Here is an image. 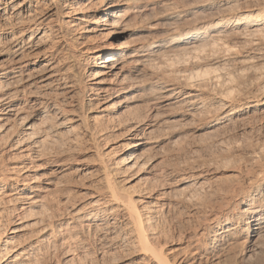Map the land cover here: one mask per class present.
Returning <instances> with one entry per match:
<instances>
[{"label":"bare ground","instance_id":"6f19581e","mask_svg":"<svg viewBox=\"0 0 264 264\" xmlns=\"http://www.w3.org/2000/svg\"><path fill=\"white\" fill-rule=\"evenodd\" d=\"M171 1L172 0H0V134L5 132L6 130H7V132H9L11 130L12 126L10 129L6 127L7 126L6 122H9V120H11L10 118L19 117L18 118L19 121L21 119L23 120L26 118L25 120L21 121V123H20L21 126H19V127H22V131L24 132V134H23L24 137L20 140L17 139L18 141H16L14 143V145L16 144L15 146H19L21 148L20 151H22V153H23L22 155H25V157H28L30 159L32 158L35 161L36 160H44L46 162L47 166H45V167L43 166V168L45 171L48 170V172L46 174L43 173L44 177L43 178L41 177L42 179L40 181H38L39 178H36V180L32 181L30 179L31 182H29L30 180L28 182H26L27 179L23 178L24 179L23 180L21 178L22 180H20L21 174L17 175V174H19L18 170H15L12 167H9V169H6L8 166L7 167L2 166V164L0 163L1 164L0 165V192L3 191L2 193H0V264H48L49 258L52 255V252L55 250H57V253L59 252L58 253L59 264H65L66 263L65 262L66 254H67V251H66L67 248L66 247H67V243H68L67 236L69 234L68 232L70 231L68 228L70 226H71V229L74 227H77L75 225H77L78 223H82L83 220H86L87 218H88L87 220H89V217H91V218L95 217L99 213H101V214L103 213V215L104 214L105 215L110 214L112 216L116 215L117 213H119V214L123 213L124 215H126V220L128 222H130V224L132 225L133 230H131V231H133V233L136 234V238H137L136 242L139 244H142V245H143V243L146 244V245L144 244L143 246L141 245V247H143V248H141V247L140 248L143 251L145 250V252H148L149 255L151 254V256H150L151 259L150 258L149 259L152 260V264H264V261H263L264 260V171L260 172L261 175H259V177L255 178V180H253L252 183L250 182L249 186L247 188L245 187L246 189L244 191H242L241 187L238 186L241 189V191H239V194L234 193L236 196H234L231 199V202H228L230 200L229 199L226 202V203H228V205L227 206L225 205V207H223L224 208L223 210H220V208H221L220 207L217 215L210 222L208 221L209 222L208 228H210V227L212 228V226H215V227L219 226V228H218L219 231L215 230L216 232L214 235H209L206 238L203 237L200 240L197 239V241H195V242L193 241V243L191 245L189 244V246H187V247H190V250L189 251L186 250V251L189 252L188 254H190V259H187L188 256L187 257H185V256L179 257L180 253L175 255V256L170 255V257H168V255H166V253H164L162 251L163 249L160 248L162 246L159 245L160 249H157L158 246L157 247L155 246V248L153 247L154 245L153 246L150 245L152 247L148 246V242L151 241V240H149L150 237L149 238H148V236L146 237L149 240V241L147 240L148 242H146L144 239L145 237H143V235L150 234L151 230L149 231V233H147L148 231H145V232L143 231L144 226H145L144 223H147V222L143 223L144 218L143 219L141 218L143 216V214H140L141 212L139 213V209L136 205V200H133V198H131V196H129L130 193L128 191H127L128 192V196H127L126 191L122 192V191H119L118 189L114 188L115 186H117V184L115 185V183H114V185H115L114 187L112 185V183L114 182V181L112 182V180L115 178L114 176H116V175H114V176L112 175V171H113L112 169H114V171H115V167L117 169L119 167H121V169L124 170V172H122V174L127 175L128 172L129 171L131 172V170H133L134 168H139V169L142 168L140 170L143 172V168L145 167V165L146 166L148 165V161L150 159L153 160V158H150L149 160H147V158H148L147 155L151 152L152 147H150V152L148 154L146 153V151H147L146 148L154 145L155 141H152L151 140L152 138H149L150 134L147 133L148 128H146V125H143V123L137 124L134 122V124L132 126L130 125L131 126V129H130L131 135L135 136L134 139L136 141L134 143L130 144L128 147L126 146L128 149L126 148L125 153H123L120 158H117L115 160V162L113 163V165L109 166L110 163H108V161L105 159V157H106L105 155H108V154H104V159L106 160L108 165L106 164V162L105 163L101 162L102 163L101 168H103V171L105 172V174H104L105 176H103V178L105 177L104 180L107 182L105 184H107L106 186L108 187V190L110 191L109 192L107 190L109 192V202H107L105 204L104 203L98 204V206L101 205L100 207L93 205L92 207H90L91 210L89 212H86V213H84L83 211H78L77 213H75L73 215V217L71 214V217H72L71 221L72 222L67 221V218H68L67 217V211L64 210V207H66V206H64L63 208L61 207V205H64L65 203L62 202V204L60 203L61 205L57 204V208H53V207H55L53 205L54 202L56 203L59 201V200H54L51 197V194L54 192V191L52 192V190L58 186V183L55 182L56 170L52 171V169H50V167H52L51 165L48 167V165L51 163H48L47 161L50 159L51 156L48 153H44L45 152L44 150L46 148L44 150H42L43 140L45 141V139L39 140L37 137L33 138L32 136L35 133V130H36L35 128L37 126V125H35V121L38 122L41 118L43 119V117L45 118V117L49 116L50 114H53V116H55L56 118L57 117L60 118L61 116H64L67 113L66 111H68V110L64 109V107H63L64 105H63V102H62L60 97L64 96L66 93H67V95L75 93V90H77V88H79L81 90V86L83 85V84L81 85V79L83 81V78L85 79V77H83V78L80 77L81 79H79V76H82V74H84L86 77L89 78L87 85L84 84V86L82 88H84V91H83L84 94H86L88 92L87 97L90 101L95 100V101H99V102H106V101L112 102L113 98L121 96L122 94L138 93L144 87L156 85V86H161V87H160V89L158 88L159 90H156L155 92L152 90L150 91V93H152L151 94L152 96L151 95H149V96H151L152 98L150 97L151 102L149 104L153 103L154 105L162 107V104L166 103L165 105H163L164 108H165V106H171L173 104H180L181 106L185 107L187 116H190L192 118L193 116L196 115V113H198L201 110L202 106H204L205 99H204L203 93L206 90V81H207L206 79L208 77H212L213 76L212 74L215 71H213V73L211 74L212 76H210V74H207V73H210V71L206 72L208 70V68H207V70H206V68H203L204 70H206V71L202 70V71H204V74H203V72L200 73L201 69L197 70L199 72H197V71L194 72V69L197 67L184 70L181 72V76L185 77V79H187V83L184 85H180V83L179 84L174 83L173 82L174 80L170 81V77H169V81L168 80L164 81L163 76L161 75V73H163V72H161L159 74V70H160L159 68H162L164 66H166L165 68H167L168 66L172 68V66L175 65L174 62H172V60H171L172 57H175V55H178V54H188V53L191 54L192 52L196 51L199 48V46H200L199 42L203 38H207L210 36L212 37V41L215 42V43H213V42H211V43L216 44V45L218 44L222 50L233 51V48L230 47L228 45V43L226 44L224 42L225 39L223 40V37L225 36L224 34H225V32H227V30H229L232 27H236L238 25L244 24V23H247L250 26H258V27L260 25H262V26L264 25V10L261 9V11H259V13L258 12L256 13L257 7H255L252 9L239 11L238 13H235V14L226 15L224 17L211 18V19H208L206 21L199 22V23H195V24L193 23L194 25L190 26V27H185V28L180 29V27L177 28V27H174L175 26L174 25L172 28L165 30L163 34H160V36L157 34L158 37L156 36L152 40H149V41L145 40L144 42H143V40H141V42H139V43L138 42L133 43L132 42L133 39L131 40V38H132V36H134L136 34V30H130V28L127 27L128 26L127 23H129V21H130L129 19H131L132 16L144 15V13L147 12L148 8L152 4L153 5L156 4V6L158 5L159 7H162V6L165 7V6H168L169 4H171ZM174 2H175V0H174ZM176 5H177V3H176ZM262 7H264V6H262ZM165 8H167V7H165ZM166 14H168V13H166ZM171 16L176 17L172 14H171ZM169 26L167 25V27H169ZM262 26H261V29L264 27V26L263 27ZM258 29L259 28H257V30ZM231 33H229V34L231 35ZM242 37L244 38V36H242ZM3 38L4 39L6 38V40L4 42L2 41ZM137 38L138 37H136V39ZM228 38H229V35H228ZM136 39L134 37L135 42L138 41ZM209 40H211V39H209ZM251 42L249 43L250 45H251ZM203 43L205 44L206 41ZM203 43H201V44H203ZM262 43H263V41L261 42L259 39V41H254L252 43V46L258 47V48H256L258 50ZM207 45H209V44H207ZM263 47L264 46H262V48ZM202 48H204V47H202ZM210 49H212V48H210ZM204 50L205 49H203L202 51H204ZM234 50H236V48ZM259 50L257 51V53L259 52ZM212 53L214 54V52H212ZM219 54H221V52ZM232 54H233V52H232ZM32 55H35V57L37 58V60L39 62L40 61L44 62L42 69H40V71L35 72V73L30 71V66L32 65V61H30V57ZM214 56H216V55H214ZM217 56H219V55H217ZM195 57H196V55H195ZM198 57H200V56H198ZM257 57H259V56L257 55ZM210 59L212 61V64L223 60V59L219 60V59H221L220 57H219V59L217 57L210 58ZM253 59H255V58H252L251 60L253 61ZM173 60L175 61V59H173ZM38 61H36V62H38ZM189 62L190 61L188 60V62H187L188 64L185 63L186 67H187V65H189ZM239 62H240V60H239ZM255 62H253V65ZM170 64L171 65L174 64V65L171 66ZM190 64H191V62H190ZM209 64H211V63H209ZM249 64H251V63H249ZM175 66H177V65H175ZM233 66H234V64H233ZM169 67H168V69H169ZM192 67H194V66H192ZM200 67L202 68V66H200ZM198 68H199V66H198ZM213 69L214 68L212 67V70ZM161 70L163 71V69H161ZM174 70H176V69H174ZM210 70H211V68H210ZM252 70H253V68H252ZM169 71H166L169 73L168 75L163 73L164 78H165V75H167V76L172 75L173 76L174 72H171V71L169 72ZM81 72H82V74H81ZM176 74H174V76ZM200 74H202V75H200ZM205 74H206V76H205ZM177 75H180V73ZM207 75H209V76H207ZM225 75H224V79H225ZM227 75H228V73H227ZM195 76H197V77H195ZM220 77H221V74H220ZM229 77H231V76H229ZM143 78L144 79L148 78L149 80L148 79L143 80ZM193 78H196V79H193ZM215 78H217V77H215ZM175 79H177V78H175ZM142 80L144 82L146 80H148V81L141 84ZM217 81L219 82V80H217ZM151 89H154V88H151ZM215 90H217V89H215ZM214 92H216V91H214ZM76 94H78V92ZM147 94H148V92H147ZM149 96H147V97H149ZM79 98H81V97H79ZM84 99H85V97H84ZM257 99H258V97H257ZM129 100L130 99L126 98L125 101L124 100H122V101H123V103H126ZM137 100H139V99H137ZM258 100H263L262 102L264 104V94L261 98L259 96ZM82 101H83V99H82ZM119 102L116 103L113 101V103L110 106H108L106 109L104 107V110H113V109L117 110L118 108L121 107V105H120L121 102L120 103ZM224 103H227V104L224 105L225 107L223 106L224 109L222 108L223 111L221 112L220 116H221V119L224 120V122H225V121L231 120L233 114H235V113L232 112L233 109H230V108H232V107H230V106H232V104H229L225 99H224ZM118 104L120 106H118ZM83 105H84V103H83ZM20 106H22V107H20ZM24 106H26V107H24ZM166 109H168V108H166ZM25 111H27V113H26L27 117H24V118L20 117L23 114V112L25 113ZM184 115H185V113H184ZM196 116H198V115H196ZM97 118L101 119V117H97ZM112 118H114V117H112ZM53 120H55V119H53ZM153 120H154V118H153ZM87 121L85 120V122H87ZM111 121H112V119H111ZM114 121H112V123ZM48 122H49V120H48ZM125 123H127V122H125ZM108 124H109V122H108ZM42 125H44V124H42ZM86 125H88V124H86ZM53 127H54V125H53ZM14 128L17 129L16 127H14ZM86 128H88V126H86ZM89 128L91 129V127H89ZM103 128H105V127H103ZM8 129H9V131H8ZM51 129L52 128H50V130ZM78 129H79V127H78ZM96 131L98 132V130H96ZM96 131H95V134H97ZM48 132H50V131H48ZM102 132L103 131H101L99 134H97V136L101 135ZM149 132H151V130ZM124 133H122V134H124ZM48 136H50V135H48ZM97 136H95V138ZM155 136H156V133H155ZM2 137H0L1 143L3 141ZM59 138H60V136H59ZM8 139H10V138H8ZM53 139L55 140L54 136H53ZM116 139H118V138H116ZM4 142H5V140H4ZM97 142H98V140H97ZM53 144H55V143H53ZM1 146H0V148H2ZM60 146H62V145H60ZM14 149H16V148L14 147ZM103 149H104V147H103ZM159 150H160V148H159ZM46 151H47V149H46ZM144 151L147 155L144 154ZM84 152H86V151L84 150ZM99 152H100V150H99ZM99 152H96V153H99ZM108 153H109V151H108ZM110 153L112 154V151ZM102 154H103V152H102ZM113 154H116V153L113 152ZM151 155H152V153H151ZM98 156H100V155H98ZM108 156H110V155H108ZM112 156L113 155H111V157ZM115 156H113V157H115ZM262 156H263V153H262ZM262 156L259 159H261V158L264 159L263 158L264 156L263 157ZM22 157H24V156H22ZM74 157H72L73 160H74ZM17 158H19V157H17ZM102 159H103V157L101 156L100 161ZM259 159L257 161H259ZM51 160H52V158H51ZM63 163H65V162H63ZM67 163H68V161H67ZM101 163H100V165H101ZM262 163H263V160H262ZM162 164H164V162ZM155 169H153V170H155ZM158 169L159 168H157V170ZM99 170H100V168H99ZM125 171H127V172H125ZM148 171H150V169H148ZM137 172H138V174H140V172L138 170H137ZM137 172H136V174H137ZM173 172H174V170H173ZM11 174H15L14 177ZM96 174H97V172H96ZM102 174H103V172H102ZM114 174H115V172H114ZM120 174H121V171L119 172L118 175H120ZM134 174H135V172H134ZM97 175H99V174H97ZM133 176L134 175H132V177ZM111 177H113V178H111ZM162 177H165V176H162ZM166 177H167V175H166ZM87 178H89V177H87ZM151 179L154 180L155 178L152 177ZM151 179H149V180H151ZM116 180H117V178H116ZM146 180L149 181L148 179H146ZM140 181H142V180L140 179ZM155 181L156 180H154V182ZM250 181H251V179H250ZM149 182H145V183L149 184ZM143 183H144V181H143ZM160 183H161V180H160ZM75 184H76V182H75ZM139 184L142 185L141 183H139ZM151 184L152 183H150V186H151ZM153 184L156 185L157 182H155ZM158 184H157V186H158ZM13 185L16 186V190H15L16 192L15 193H11V188H13L12 187ZM124 185H126V183ZM155 185H154V187H155ZM161 185L159 187H161ZM136 186H138V185H136ZM157 186L155 188H158ZM58 187H60V186H58ZM154 187L149 188V186H148V188L150 190H151V188L153 189ZM191 187H193V186H191ZM201 187H202V185H201ZM128 188H129V186H128ZM130 188H131V186H130ZM135 189H136V187H135ZM135 189H133V190L135 191ZM144 189H145V187H144ZM161 189H162V187H161ZM60 190H62V189H60ZM138 190L140 191V189H138ZM153 190H154L153 192L156 191L155 189H153ZM181 190H183V189H181ZM217 190H219V189H217ZM63 191H65V190H63ZM68 191H69V189H68ZM94 191H96V190H94ZM134 191H133V193H135ZM179 191H180V189H179ZM233 191H235V190H233ZM25 192H29L28 196H25V197L21 196ZM98 192H100V191H98ZM98 192H97V194H98ZM151 192H152V190H151ZM69 193H68V195H69ZM131 193H132V190H131ZM136 193H137V191H136ZM141 194H142V192H141ZM143 194H144V192H143ZM173 194H176V193H173ZM64 195H66V194H64ZM131 195H134V194H131ZM150 195H148V196H150ZM226 195H228V194H226ZM145 196H147L146 193H145ZM229 196H231V195H229ZM72 199H73V197H72ZM69 200H71V199H69ZM61 201L62 200H60V202ZM72 201H74V200H72ZM224 201H226V200H224ZM110 203H114L115 205H118V208H115L114 210L109 211L110 209L108 206L111 205ZM70 204H73V203L70 202ZM218 204H220V203H218ZM160 206L157 205L156 208H158ZM220 206H222V205L220 204ZM53 209L54 210L56 209L57 211H54ZM72 209H74V208H72ZM119 214H117V215H119ZM144 217H145V215H144ZM222 218L225 219L223 221V223L220 222ZM90 222H92V221H90ZM149 222H151V221H149ZM147 224H149V223H147ZM78 225H80V224H78ZM108 227H110V226H108ZM129 227H131V226H129ZM147 228H149V226ZM205 229H206V227H205ZM128 232H129V230H128ZM153 232H152V234H153ZM210 232H212V231L210 230ZM210 234H212V233H210ZM151 238H153V237H151ZM69 241H70V239H69ZM152 241H154V240H152ZM134 244L135 243L132 242L130 244L131 245L130 247H133ZM157 245H158V243H157ZM144 254H147V253H144ZM54 256H55V254H54Z\"/></svg>","mask_w":264,"mask_h":264},{"label":"rangeland","instance_id":"374dc122","mask_svg":"<svg viewBox=\"0 0 264 264\" xmlns=\"http://www.w3.org/2000/svg\"><path fill=\"white\" fill-rule=\"evenodd\" d=\"M172 1H171V4H169L168 6H165L167 8L163 6L159 7L158 5L156 6V4L155 5L152 4L148 8L147 12L144 13V15L132 16L131 19H129L130 21L129 23H127L128 25L127 27L130 28V30H136V34L132 36L131 38V40L133 39L132 40L133 43H137V42L139 43L141 42V40H143V42L145 40L146 41L152 40L156 36L158 37V35L160 36V34H163L165 30L172 28L174 25H175L174 27H177V28L180 27L181 29V28L193 26L195 23L206 21L211 18L224 17L226 15L235 14V13H238L239 11H244V10L252 9L255 7H257L256 13L257 12L259 13L261 9L264 10V7H262L264 6V0H248V1L247 0H175V2L174 0ZM166 13H168L169 15ZM171 14L176 17H172ZM167 25L168 26L170 25V26L167 27ZM261 26L262 25H260L259 27L250 26L247 23H244V24L238 25L236 27H232L229 30H227V32H225L224 34L225 38L223 37V40L225 39L224 42L226 44L228 43V45L233 48V51L222 50L218 44L217 45L213 44L215 42L212 41V37L210 36L207 38H203L199 42L200 44L199 48L196 51L192 52L191 54L190 53L178 54V55H175V57H172L171 58L172 62H174V64L177 65L175 66L174 64H172L174 65L172 66L170 64L173 69L169 66H168L169 69L168 67L165 68L166 66L159 68L160 70L158 69L159 74L163 72L167 75L169 73L166 71L170 70L171 72H174V74H176L179 71L177 74L180 73V75L176 74L174 76V74L172 73L174 77L172 75L171 76L165 75L166 79L164 78L163 73H161V75L163 76L164 81L166 80L169 81V77H170V81L174 80L173 81L174 83H178V84L180 83V85H184L187 83V79L181 76V72L187 69L197 67L194 69V72H196L198 69L199 70L201 69L200 73L203 72L204 74V71H206L208 68L206 72L210 71V73H207V74H210V76L213 75L212 77H208L206 79L207 80L206 90L203 93V96L205 99L204 106H202L201 110L198 113H196V115L198 116L195 115L192 118L190 116H187L185 107L181 106L180 104H173L171 106H165V108L163 105H165L166 103L162 104V107L154 105L153 103L149 104L152 98L151 97L152 93H150V91L152 90L155 92L156 90H159L161 87V86H156V85H151L152 87L151 86L144 87L138 93H132L134 96L131 93H125V94H122L121 96L113 98V101L116 103L119 101L121 102L122 100L125 101L126 98L130 100L126 103H123V101L121 103L119 102L121 107L118 108L117 110L115 109L104 110V107L106 109L108 106H110L113 103V101L112 102L111 101L110 102H107V101L99 102L95 100L90 101L87 97L88 92L84 94L83 92L84 88H82L84 84L87 85L89 78L86 77L81 72L82 76H79V79L85 77V79L83 78L84 82L81 79V85L83 84L81 86V90L82 89L83 90L81 91L79 88H77V90H75V93L70 94V95H67L66 93L64 96L60 97L63 102L64 109L68 110L66 111L67 113L64 116H61L60 118L58 117L56 118L55 116H53V114H50L51 115V116L49 115L50 117L49 116L45 118L43 117V119L41 118L38 122L35 121V125L37 126L35 128L36 129L35 133L33 134L32 137L33 138L37 137L39 140L45 139V141L43 140L42 150L46 148L48 152L46 151V149L44 150L45 152L44 151L43 152L48 153L51 156L50 159L47 161L48 163H51L48 165V167L51 165L52 167H50V169H52V171L56 170L55 182H57L58 186H60V187L57 186L55 189L52 190V192L53 191L54 192L51 194V197L54 200H59L56 203L54 202L53 205L55 207L53 208H57V204L61 205L62 202L65 203L64 205H61V207L63 208L64 206H66L64 207V210L67 211V217H68L67 221L72 222L71 219L73 215L77 213L78 211H83L84 213H86L91 210L90 207H92L93 205L100 207L101 205L98 206V204H102V203L105 204L109 202V192L110 191L108 190V187L106 186L107 184H105L107 183L104 180L105 177L103 178V176H105L104 175L105 172L103 171V168H101L102 167L101 162L105 163L107 160L108 163H110L109 166L113 165L115 160L117 158H120L122 154L125 153L126 148L130 144L136 141L134 139L135 136L131 135V132H130L131 126L134 124V122L137 124L143 123V125H146V128H148L147 133L150 134L149 138H152L151 140L155 141L154 145L146 148L147 151L145 150L146 153L148 154L150 152V147H152L151 152L149 153L150 155L149 154L147 155L145 151H144V154L148 156L147 160H149L150 158H153V160L150 159L149 160L150 162L148 161V165L147 166L145 165V167L143 168V172L140 170L142 168L140 169L134 168L133 170H131V172L129 171L127 175L122 174L124 170L121 169V167H119L120 169L119 168L117 169L115 167V171L114 169H112L113 170L112 175L117 176L120 171H121V174L118 175L117 177L114 176L115 178L112 180V182L114 181L112 185L114 187L117 184V186H115L114 188L122 192L126 191L127 194L126 193L125 194L127 196L129 192L130 193L129 196H131L133 200H136V205L139 209V213L141 212L140 214H143V216L141 215L142 216L141 218L142 219L144 218L143 223L144 222L149 223V224L144 223L145 226H144L143 231L144 232L148 231L147 233H149V231L151 230L150 231L151 235L145 234L143 232L145 234L143 235V237H145L144 239L146 242H148L149 240L151 241L154 240L152 242L149 241L148 246L154 245L153 246L154 248L155 246L156 247L158 246L157 249H160V248L163 249L162 251L166 253L168 257H170V255L175 256L180 253L179 257L188 256L187 259H190V254H188L189 252L186 251V250L189 251L190 247H187V246H189V244L191 245L193 241L194 242L197 241V239L200 240L203 237L206 238L209 235H214L216 231H219L218 230L219 226H216V227L212 226V228L210 227L211 229L208 228L209 222L217 215V213L219 212V208L221 207L220 210H223L224 209L223 207H225V205L226 206L228 205V203L226 202L229 199L230 200L228 202H231V199L234 196H236L235 194L237 193L239 194V191H241V189L242 191H244L249 186L250 182L252 183L253 180H255V178L261 175L260 172L264 171V159L262 158L259 159L262 156V153L264 156V104L262 102L263 100H258L259 96L261 98L264 94V47L262 48V46H264L263 45L264 44V29H263L264 25L262 26L263 27L262 29H261ZM257 28L259 29L257 30ZM259 30L260 31L262 30V31L260 32ZM229 33H231V35ZM228 35H229V38H228ZM242 36H244V38ZM134 37L135 39L136 37H138L139 39L138 38L136 39L138 41L135 42ZM3 39L2 41L4 42L6 38L4 40ZM259 39L261 42L263 41V43L260 45L259 47L260 50L258 49L259 52L257 53L258 50L256 48L258 47H253L252 43L254 41H259ZM205 41L206 43L204 44L203 42ZM250 42H251V45L249 44ZM201 46L204 48H202ZM235 48L237 51L234 50ZM203 49H205L206 51L205 50H204L205 52L202 51ZM219 51L221 52V54H219L220 53ZM212 52H214V54ZM257 55L259 57H257ZM215 57H217L218 59L220 57L221 59L219 60H222V59L223 60L212 64V61L210 58H215ZM252 58H255V59H253L252 61L251 60ZM173 59H175V61ZM188 60L191 62L192 65L189 62L190 66L187 65L186 67L185 63L188 64L187 63ZM30 61H32V65L30 66V71L34 73L40 71V69H42V66L44 65V62L43 61L39 62L37 58L35 57V55H32L30 57ZM253 62H255L254 65H253ZM200 66H202V68ZM209 67L211 68V70ZM212 67L214 68L213 70H212ZM203 68H206V70H204ZM161 69H163V71ZM213 71H215L214 72L215 74L213 73ZM220 74H221V77H220ZM224 75H225V79H224ZM145 79H148V78H145ZM145 79L143 78V80ZM193 79H196V78H193ZM143 80L141 84L145 83L149 79L146 80L145 82ZM217 80H219V82ZM151 88H154V89H151ZM77 92L78 94H76ZM83 96L85 97V99ZM224 99L229 104H232V106H230L232 108L230 109H233L232 112L235 113L233 114L231 120L225 121V122L224 120L221 119V116H220L221 112L224 109L223 106L227 104V103H224ZM120 105L118 104V106ZM26 113L27 111H25V113L23 112V114L20 117L22 118L27 117ZM97 117H101V119ZM16 118L12 117L10 118L11 120H9V122H6L7 128L10 129L12 126L11 130L9 131L8 129L9 132H7L6 130L5 132L1 133L2 135L0 134L1 135L0 137L4 135L2 137V140H3L2 143L0 139V143H1L0 146L2 145L1 146L2 148H0V161H1L0 163L2 164V166H6V167L8 166L7 168L5 167L6 169H9V167H12L15 170H18L19 174L17 175L21 174L20 180L24 178V179H27L26 182H28L30 179L33 181V180H36V178H39V180L38 179L37 180L40 181L44 177V174L48 172V170L45 171L43 168V166L44 167L47 166L46 162L44 160L35 161L32 158L30 159L28 157H25V155H22L23 154L22 151H20L21 148L19 146H15L16 144L14 145L16 141L24 137L23 135L24 132L22 131V127H19V126H21L20 125L21 121L26 119V118L23 120L21 119L19 121L18 119L19 117H16ZM111 119L112 121L114 120L115 121L112 123ZM85 120L86 121L88 120L87 121L88 123L85 122ZM41 123L44 125H42ZM85 125L88 126V128H86ZM14 127H16L17 129H15ZM89 127H91V129ZM50 128L52 129L50 130ZM96 130H98V132ZM150 130L151 132H149ZM95 131L97 132V134H99L101 131H103L104 133L102 132L101 135L97 136V134H95ZM155 133H156V136H155ZM53 136L55 140L53 139ZM95 136H97L96 137L97 139L95 138ZM14 147L16 149H14ZM84 150L86 152H84ZM108 151L109 153L112 151V154L111 153L109 154ZM96 152H99V153H96ZM113 152L116 154H113ZM104 154H108L110 156L105 155L106 156L105 157L106 160H105ZM111 155L113 156L116 155V156L111 157ZM16 156L19 158H17ZM101 156L104 159V160L102 159L103 161L102 160L100 161ZM72 157H74V160ZM258 159L259 161H257ZM262 160H263V163H262ZM99 162L101 163V165ZM163 162L164 164H162ZM108 163L106 162L107 165ZM152 168L153 169L156 168V169L153 170ZM157 168L159 169L157 170ZM136 169L140 172V174H138ZM148 169H150V171H148ZM96 172L99 175H97ZM11 175L14 177L15 174H11ZM132 175L134 176L132 177ZM86 176L89 178H87ZM162 176H165L166 178ZM152 177L155 178L154 180H156L155 182H157V184L158 183L160 185L162 184L161 185L162 189L161 187H159L160 186L159 184L158 186L157 184L156 185L153 184L155 182L153 179H151ZM140 179L142 181H140ZM146 179L148 180L151 179V180H149L150 181L149 182ZM31 180L29 182H31ZM160 180H161V183H160ZM145 182H149V184L148 183L146 184ZM125 183L126 185H124ZM139 183H141L142 185H140ZM150 183H152L151 186H150ZM154 185L155 187L157 186L158 188H155ZM130 186L131 188L132 187L133 188L131 189ZM148 186L149 188L154 187L153 189H155L156 191L153 192L154 190L151 188L153 192L152 193L151 190L148 188ZM238 186H240L241 189ZM12 187L13 188H11V193H15L16 186L13 185ZM98 187L99 188L101 187L100 188L101 190ZM133 189H135V191ZM138 189H140V191L143 189L141 192L142 194L144 192V194L142 195ZM232 189L235 191H233ZM105 190L106 191L108 190L109 192L108 191L106 192ZM131 190H132V193H131ZM133 191L135 193L137 191V193L135 194L133 193ZM67 192L68 193L70 192L69 195ZM148 192L149 193L151 192L150 193L151 195ZM28 193L29 192H25L21 196L23 197L28 196ZM145 193L147 196H145ZM173 193H176V194H173ZM131 194H134L135 196ZM229 195H231L232 197ZM71 196L73 197V199ZM60 200L62 201L60 202ZM70 202L73 204H70ZM218 203H220L222 206H220V204ZM110 204L111 205L108 206L110 209L109 211L114 210L115 208H118V205H115L114 203H110ZM157 205L159 206L161 205V206L156 208ZM54 211H57V210L55 209ZM71 214H72V217H71ZM117 214L113 216L109 214L110 215L109 216L108 214L103 215V213L102 214L99 213L95 217H92V218L89 217V220H87L88 219L87 218L86 220H83L82 223H78L81 226L77 224L75 225L77 227H74L72 229L70 226L68 228L70 231L68 232L69 234L67 236L68 243L66 247L67 254H66L65 264H147V263L152 264V260H150L151 254L149 255L148 252H145V250L143 251L141 249L143 248L141 247L142 244H139L136 242L137 241L136 234H134L133 231H131L133 230L132 225L130 224V222L126 220V215H124L123 213L119 215ZM224 218L221 219L220 221L221 223H223V221L225 220ZM148 226L149 228H147ZM210 230L212 232H210ZM147 236L148 238L150 237L149 240L146 238ZM132 242H134L135 244L133 245V247H130L131 246L130 244ZM144 244L145 243H143V245ZM159 245L162 247H160ZM143 252L147 254H144ZM56 253H57V250L52 252L53 256L52 255L50 256L48 264H59L58 262L59 252L57 254ZM54 254L56 257L54 256Z\"/></svg>","mask_w":264,"mask_h":264}]
</instances>
